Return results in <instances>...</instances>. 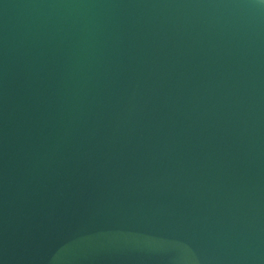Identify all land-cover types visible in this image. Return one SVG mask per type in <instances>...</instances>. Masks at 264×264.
<instances>
[{"label":"water","instance_id":"obj_1","mask_svg":"<svg viewBox=\"0 0 264 264\" xmlns=\"http://www.w3.org/2000/svg\"><path fill=\"white\" fill-rule=\"evenodd\" d=\"M0 264H264V0H0Z\"/></svg>","mask_w":264,"mask_h":264}]
</instances>
